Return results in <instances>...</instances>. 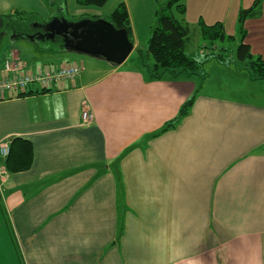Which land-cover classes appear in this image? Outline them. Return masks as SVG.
Returning a JSON list of instances; mask_svg holds the SVG:
<instances>
[{
	"label": "crops",
	"instance_id": "crops-1",
	"mask_svg": "<svg viewBox=\"0 0 264 264\" xmlns=\"http://www.w3.org/2000/svg\"><path fill=\"white\" fill-rule=\"evenodd\" d=\"M167 1L67 0L71 18L107 19L125 3L133 53L120 67L78 59L87 67L73 81L0 101V143L34 148L32 167L18 173L0 154V264H264V81L249 72L242 89L186 75L151 80L139 61L128 66ZM257 1L244 43L264 59V0H193L194 21L222 23L238 42L239 13ZM57 12L43 0H0V16L45 22ZM15 22L18 31L7 23L0 33V77L7 60L20 73L66 63L13 38L38 21ZM192 97L190 114L161 133Z\"/></svg>",
	"mask_w": 264,
	"mask_h": 264
},
{
	"label": "trees",
	"instance_id": "trees-1",
	"mask_svg": "<svg viewBox=\"0 0 264 264\" xmlns=\"http://www.w3.org/2000/svg\"><path fill=\"white\" fill-rule=\"evenodd\" d=\"M50 7L59 8L61 16L71 20L81 18H71L66 14L67 0H43ZM110 0H77L78 5L84 7H104ZM186 0H168L166 3L159 6L156 13V21L153 26L148 41L147 56L153 60V63H143L150 75L151 80L162 79L166 76L178 78L180 76H195L198 75L202 68V63L189 58L187 55V47L190 41V28L184 20L187 12ZM260 2L257 1L251 8L242 9L239 13V31L241 34V42L237 48L236 57L240 62L247 63V71L253 81H264V59L261 56H254L251 53V48L244 43L246 31L244 29L245 21L249 17H254L259 11ZM35 14H15L8 16H0V33L4 30L7 23H11L10 19L17 22L25 19L31 20ZM118 29H125L128 32L129 38L133 41V32L129 19V12L125 3H121L118 8L107 18ZM11 23V26L16 29L17 23ZM201 34L205 42L214 44L215 42H233L234 37L227 36L224 25L217 23L215 25H207L200 21ZM48 46L49 52H60L62 49L61 42L54 44H44L42 47ZM138 54L143 57L141 51ZM218 61L221 64L227 63L228 59H232L233 54H230L229 49L221 48V54L218 53ZM150 59V60H151ZM50 92V91H43ZM30 94L24 92L19 96ZM195 97L189 99L181 108L177 117L169 122L161 133L167 132L175 128L179 123L186 118L193 107ZM10 154L6 158V168L9 173H18L29 170L33 165L34 148L33 144L23 138H13L10 140Z\"/></svg>",
	"mask_w": 264,
	"mask_h": 264
},
{
	"label": "water",
	"instance_id": "water-1",
	"mask_svg": "<svg viewBox=\"0 0 264 264\" xmlns=\"http://www.w3.org/2000/svg\"><path fill=\"white\" fill-rule=\"evenodd\" d=\"M38 33L14 34L13 38L36 45L61 42L60 52L85 55L120 67L134 51V43L125 29L116 28L107 19L71 20L57 12L48 21L36 23Z\"/></svg>",
	"mask_w": 264,
	"mask_h": 264
},
{
	"label": "rangeland",
	"instance_id": "rangeland-1",
	"mask_svg": "<svg viewBox=\"0 0 264 264\" xmlns=\"http://www.w3.org/2000/svg\"><path fill=\"white\" fill-rule=\"evenodd\" d=\"M196 17H195V12H194L193 0H189V11L187 13V18L188 20H190L191 29H190V41L187 47V55L189 58L195 59L199 61L200 63H202L201 71L198 75H195V78H199L200 82H202V79L203 81L209 80L207 83L208 85L210 83L211 84L215 83L216 80H221L225 82L232 80V81H235V83L242 89L243 88L242 83H244L243 80L245 81L247 79L248 71L246 70L243 71L246 63L244 64L238 61L236 57L237 48L240 45L241 40H239L238 42L218 41V42H215L214 44L205 42L201 34L200 26H198V23H196V21H194ZM33 19L38 22H28L27 24L22 25L20 28H22L21 30H23V32L33 33L35 31L34 25L36 23L44 22L43 19L37 18L36 16L32 18L31 20L29 19V21H33ZM24 44L26 46H33L32 44L27 43V42ZM45 44L48 45V43H45ZM147 48H148V42H144L141 45V50H139L141 52L143 51L142 52L143 57H141L139 54H138L139 57H137L135 53V55H133V57L127 62L128 66L131 65L132 63L135 64L138 61H139L138 63H140L141 65H143V63H146V64L153 63V60L147 56ZM221 48H227L229 49L230 54H235L234 61H232V59L230 60L228 59L227 63L221 64L217 59L219 55L218 53L221 54ZM58 56L62 58L61 61H66V63H71L75 65L78 64L84 68L87 67L86 64L83 61L82 63L77 62L78 59H83L86 61L102 62L103 64V61H100L98 59L88 57L85 55H77L74 53L61 52L58 54ZM44 67L47 69H54V66L50 64L46 66L44 65ZM204 89L205 90L203 91L208 90V88H205V87Z\"/></svg>",
	"mask_w": 264,
	"mask_h": 264
},
{
	"label": "built area",
	"instance_id": "built-area-1",
	"mask_svg": "<svg viewBox=\"0 0 264 264\" xmlns=\"http://www.w3.org/2000/svg\"><path fill=\"white\" fill-rule=\"evenodd\" d=\"M23 65L17 61H5L4 72L6 77H0V101L12 99L27 92L32 86H39L42 91H51L66 81H73L82 71L81 65L63 63L57 69L47 68L20 73ZM92 116L89 112L83 113L84 122H90ZM10 141L0 143V154L7 158L10 154Z\"/></svg>",
	"mask_w": 264,
	"mask_h": 264
},
{
	"label": "flooded vegetation",
	"instance_id": "flooded-vegetation-1",
	"mask_svg": "<svg viewBox=\"0 0 264 264\" xmlns=\"http://www.w3.org/2000/svg\"><path fill=\"white\" fill-rule=\"evenodd\" d=\"M39 32V30H36V31H34V33H38ZM54 44V43H53Z\"/></svg>",
	"mask_w": 264,
	"mask_h": 264
}]
</instances>
